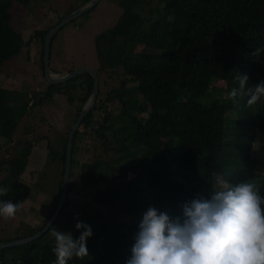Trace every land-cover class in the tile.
Segmentation results:
<instances>
[{"label":"trees","instance_id":"obj_1","mask_svg":"<svg viewBox=\"0 0 264 264\" xmlns=\"http://www.w3.org/2000/svg\"><path fill=\"white\" fill-rule=\"evenodd\" d=\"M35 1L0 0V71L36 40L43 46L44 70L46 35L90 0H76L56 24L34 31L26 41L13 28V8L17 3L26 9ZM115 1L122 9L118 22L95 38L100 64L92 68L99 76V95L75 136L66 201L42 237L0 250L1 264H8V256L12 264H53L55 238L51 233L71 232L78 238L77 215L91 226L93 236L87 241L89 254L73 258L69 264H125L150 206L181 216L183 203L210 199L212 191L219 189V181L232 186L251 183L248 169L255 157L254 145L258 135L264 134V100L248 106L246 95L233 103L227 94L239 87L238 73L249 77L248 87L264 81V0ZM63 28L52 42L51 65L53 45ZM73 70L77 69L55 72ZM214 83L222 84L223 96L213 93ZM93 90V77L86 73L63 84L48 85L31 105L43 106L56 95L65 96L70 105L78 106L75 124ZM17 93L0 83V142L13 140L18 116L28 112V105L17 107L22 98ZM74 124L66 136L59 135L54 141L40 137L48 141L49 159L62 167L56 177L55 206L40 229L16 240L41 231L53 217ZM86 139L98 145L101 153L79 160ZM125 155L134 156L139 163L137 174L132 165L120 168L118 157ZM7 161L1 164L2 168L8 165V175L0 183L7 195L0 200L26 203L32 194L31 185L22 179L27 162L20 165L18 158ZM17 163L19 166L14 165ZM257 185L264 198V177ZM89 191H94L91 200L86 197ZM261 207L264 210V204Z\"/></svg>","mask_w":264,"mask_h":264},{"label":"rangeland","instance_id":"obj_2","mask_svg":"<svg viewBox=\"0 0 264 264\" xmlns=\"http://www.w3.org/2000/svg\"><path fill=\"white\" fill-rule=\"evenodd\" d=\"M75 2L76 0H38L26 9L16 3L13 8V28L22 32L24 39L28 41L34 31L45 30L56 24L59 17ZM121 13L122 9L117 1L103 0L93 11L64 27L52 49L54 72L55 69L61 71L84 67L98 68L100 63L95 38L108 32L118 22ZM42 48L39 40L25 46L21 53L6 62L0 71V83L6 89L22 94L17 107L29 106L27 113L22 117L18 116L19 127L13 134V140L0 142V183L8 175V165L2 168L4 164L1 163L18 158L20 165L21 162H27L22 179L24 178L26 185L32 187L30 201L21 203V208L14 218L7 221L0 218V241L3 243L23 238L31 231L40 229L54 208V198L57 193L56 177L59 178L62 167L49 159L47 145L48 141H54L59 135L68 134L69 126L74 124L78 112V106L70 105L67 98L62 95H56L51 102H46L43 106L31 105V100L41 97L48 88L41 62ZM221 85L214 83L213 93L223 96ZM41 136H46L48 141L40 140ZM90 141L91 139H86L82 144L79 160L92 159L100 155L99 146L93 145ZM84 149L92 156L85 155ZM253 153L255 157L252 158L248 172L253 176L251 183L258 186V181L264 177V134L258 135ZM134 158L128 155L118 157L121 160L120 168L128 169L132 165L137 174L140 165ZM14 165L19 166V163ZM82 193L84 194L85 191ZM93 195L94 191H89L86 197L91 200ZM46 198L49 206L46 204ZM7 263L12 264L9 256Z\"/></svg>","mask_w":264,"mask_h":264},{"label":"clouds","instance_id":"obj_3","mask_svg":"<svg viewBox=\"0 0 264 264\" xmlns=\"http://www.w3.org/2000/svg\"><path fill=\"white\" fill-rule=\"evenodd\" d=\"M239 87L227 99L238 103L247 96V105L264 100V81L248 87L249 77L237 74ZM211 198H198L181 205L182 215L171 216L154 206L143 214L134 236L131 255L125 264H264V198L252 183L236 186L219 181ZM7 188L0 187V197ZM21 203L0 200V218L10 220ZM75 238L71 232L52 231L56 257L53 264H69L89 254L87 241L93 236L90 225L76 217Z\"/></svg>","mask_w":264,"mask_h":264},{"label":"water","instance_id":"obj_4","mask_svg":"<svg viewBox=\"0 0 264 264\" xmlns=\"http://www.w3.org/2000/svg\"><path fill=\"white\" fill-rule=\"evenodd\" d=\"M100 0H90L86 4L82 5L75 11H73L71 14L67 15L55 28L50 30L48 34L45 37L44 42V75L45 79L48 83V85H57V84H63L66 82H69L70 80L89 73L92 75L94 80V90L92 95L90 96L89 100L85 103L83 106L78 119L76 123L74 124L68 139L67 144V151H66V162H65V173H64V179H63V187L61 190V194L59 197L58 204L56 206V209L54 211L53 217L49 220L47 225L36 234L20 239V240H14L10 242H2L0 243V250L6 249V248H12L17 246L26 245L28 243H31L40 237H42L46 232L50 230V228L53 226L54 222L58 218L59 212L61 211L66 198H67V190L69 187L70 179H71V170H72V159H73V148H74V140L77 131L79 130L83 120L88 116V114L91 112V110L95 107L97 97L99 95V76L95 69L90 67H84L81 69L73 70L71 72H63V73H57L54 72L51 68L50 61H51V46L53 39L55 35L65 27L66 25L70 24L75 19H78L80 16H82L85 12L91 10L93 7H95Z\"/></svg>","mask_w":264,"mask_h":264},{"label":"crops","instance_id":"obj_5","mask_svg":"<svg viewBox=\"0 0 264 264\" xmlns=\"http://www.w3.org/2000/svg\"><path fill=\"white\" fill-rule=\"evenodd\" d=\"M51 67H52V65H51ZM53 69V68H52ZM46 200H47V205L49 206V202H48V199L46 198ZM30 201V200H29ZM32 201H34V200H32ZM35 202H37V201H35ZM9 241H11V240H9ZM9 241H6V242H9ZM14 241V240H13ZM0 243H2L1 241H0Z\"/></svg>","mask_w":264,"mask_h":264},{"label":"built area","instance_id":"obj_6","mask_svg":"<svg viewBox=\"0 0 264 264\" xmlns=\"http://www.w3.org/2000/svg\"><path fill=\"white\" fill-rule=\"evenodd\" d=\"M0 264H1V260H0Z\"/></svg>","mask_w":264,"mask_h":264}]
</instances>
